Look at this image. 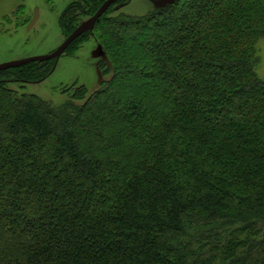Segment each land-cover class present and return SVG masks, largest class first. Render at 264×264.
<instances>
[{"label":"trees","instance_id":"obj_1","mask_svg":"<svg viewBox=\"0 0 264 264\" xmlns=\"http://www.w3.org/2000/svg\"><path fill=\"white\" fill-rule=\"evenodd\" d=\"M106 1L70 0L66 39ZM123 2L66 51L103 32L94 92L9 87L55 61L0 72V264H264V0Z\"/></svg>","mask_w":264,"mask_h":264},{"label":"rangeland","instance_id":"obj_2","mask_svg":"<svg viewBox=\"0 0 264 264\" xmlns=\"http://www.w3.org/2000/svg\"><path fill=\"white\" fill-rule=\"evenodd\" d=\"M172 1L175 0H131L125 8L115 10L107 16L143 17ZM69 4L70 0H0V65L54 53L67 37L62 31L60 20ZM37 12L39 19L30 28ZM89 19L90 17H82L79 25ZM94 29L90 33L94 32ZM148 34L149 31H145L139 36L136 34L124 36L133 47H138L139 44L142 45L149 40ZM96 35L97 37L88 35L79 40L68 53L61 57L54 74L46 81L28 84L25 87L11 84L9 87L19 91L20 94L36 95L56 105H61L65 101L62 95L63 90L73 86L85 85L94 92L104 79L100 63L101 61L108 63L110 60L104 55L106 53L99 43V40H103L101 39L104 36L103 32L97 31ZM99 48H102V55L97 58L94 55ZM256 49L258 53L256 73L264 81V40L258 43ZM141 61L144 62L142 59ZM107 78H110V75ZM137 83L143 82L137 81ZM239 113L238 110L228 112L218 123L224 125L227 117H235ZM242 113L246 116L245 111ZM122 123L127 124L126 126L130 125L129 122Z\"/></svg>","mask_w":264,"mask_h":264},{"label":"water","instance_id":"obj_3","mask_svg":"<svg viewBox=\"0 0 264 264\" xmlns=\"http://www.w3.org/2000/svg\"><path fill=\"white\" fill-rule=\"evenodd\" d=\"M121 1H124L123 3H120L118 6H116L115 10L119 11L123 8H125L131 0H107L104 4H102V7L97 11V13L90 17L89 20L82 23L64 42L63 44L52 54L47 56H41V57H35V58H29L26 60H21L17 62H11L0 65V72L6 71L9 69H16L20 68L22 66H26L32 63H44L49 61H55V70L57 68L58 62L60 61L61 57L66 53L68 48L76 42L81 36L86 34L87 32L92 31L99 22L100 18L104 16L108 10L112 7V5H115L116 3H119ZM39 19V13L37 12L34 19L32 20L30 24V28H32ZM102 55V48H99L94 55L95 57H101ZM40 83V82H39Z\"/></svg>","mask_w":264,"mask_h":264}]
</instances>
